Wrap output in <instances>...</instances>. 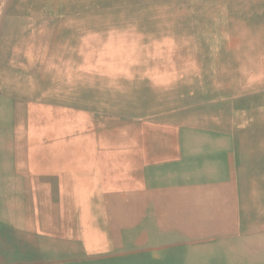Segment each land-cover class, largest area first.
I'll return each mask as SVG.
<instances>
[{
	"label": "rangeland",
	"instance_id": "1",
	"mask_svg": "<svg viewBox=\"0 0 264 264\" xmlns=\"http://www.w3.org/2000/svg\"><path fill=\"white\" fill-rule=\"evenodd\" d=\"M83 1L0 0V264L102 263V254H79L68 237L63 254L48 249L56 223L44 220L42 210L29 217L25 212L20 225L9 216L12 205L27 209L28 189L29 197H37L34 180L23 185L15 179L11 157L29 149L30 172L41 140L76 135L88 118L95 133L126 125L131 139L141 135L137 140H144L145 149L151 139L186 144L193 230L200 207L210 215L201 230L206 238L143 255L136 237L129 245L135 253L123 263L264 264V0H95L90 6ZM99 35L111 36L100 40L111 44L93 46L92 57L77 52L79 42ZM109 63L129 66L124 73L136 77L141 99L114 110L68 104L69 89L87 73L103 88L98 71ZM125 77L114 90L124 91ZM156 88L159 99L152 96ZM67 111L85 113L84 121L66 118ZM259 155L262 161L253 159ZM203 194L207 202L200 206ZM159 200H150L156 212ZM137 217L129 228L134 237L144 229ZM94 228L103 234L106 226Z\"/></svg>",
	"mask_w": 264,
	"mask_h": 264
},
{
	"label": "crops",
	"instance_id": "2",
	"mask_svg": "<svg viewBox=\"0 0 264 264\" xmlns=\"http://www.w3.org/2000/svg\"><path fill=\"white\" fill-rule=\"evenodd\" d=\"M127 128L119 124L95 133L88 118L76 135L41 140L45 149L30 157L35 161L29 173L30 182L39 181L46 191L47 207L41 212L42 218L56 223L55 239L47 236L48 249L65 251L64 239L68 237L66 241L77 247L79 254H102L99 257H104L103 261L97 264H125L124 259L135 253L129 245L133 247L136 237L144 250L141 254L162 255L173 250L171 246L184 248L193 245L194 239L208 236L201 230L207 229L210 215L202 207L194 219L199 231L192 227V166L190 151L183 150L186 144L175 138L157 142L151 139L145 149L144 140H137L141 135L133 140ZM54 189L58 198L55 205ZM206 197H199L203 200L200 206L206 205ZM152 198L163 200L157 212L150 205ZM134 205L137 207L133 210ZM133 216L144 222L142 234L135 237L129 229ZM101 222L105 232L95 233L92 228L95 230ZM65 231L71 235H60ZM219 231L222 237V228Z\"/></svg>",
	"mask_w": 264,
	"mask_h": 264
},
{
	"label": "bare ground",
	"instance_id": "3",
	"mask_svg": "<svg viewBox=\"0 0 264 264\" xmlns=\"http://www.w3.org/2000/svg\"><path fill=\"white\" fill-rule=\"evenodd\" d=\"M95 2V0H84L83 3L84 5L90 6L93 5V3ZM131 15V14H130ZM94 17V16H93ZM97 17V16H96ZM82 18V17H81ZM99 19V18H98ZM174 19V18H173ZM94 20V19H93ZM97 22V21H96ZM95 22V23H96ZM93 24V23H92ZM91 25V24H90ZM99 25V24H97ZM78 27V26H77ZM92 27V26H91ZM184 34V33H183ZM188 36V35H187ZM184 37V36H183ZM102 38L105 39H109L112 38L111 36H98V37H91V39L93 41H83V42H79L76 45L77 48V52H82L85 55L92 57V48L93 46H96L97 44H102L104 46H107L108 44H111L110 41H100ZM186 38V37H185ZM181 39V37H180ZM179 42V41H178ZM182 43V42H180ZM61 44V42H60ZM67 45V44H66ZM179 45V44H178ZM182 45V44H181ZM189 46V45H188ZM179 51V50H178ZM53 52V51H52ZM114 53H116V51H114ZM51 54V53H50ZM113 55V54H112ZM193 55V54H192ZM47 56V55H46ZM184 56V55H183ZM48 59V58H47ZM176 61V60H175ZM197 63V62H196ZM199 63V62H198ZM44 64V63H42ZM200 65V64H199ZM200 67V66H199ZM70 70H76L74 67H70ZM39 70V69H38ZM126 70H129V66H123L120 67V65H114L113 63H109L106 65H102L101 70H99L98 72L101 73L100 77H102L100 79V84L103 85V88H99V82H97V84L94 82L93 77L91 75H89L87 73V75L78 78L75 82V85L72 86L67 94V99L69 101H71L70 104L72 107L73 106H93V107H102V108H108L109 110H114V109H120L121 107H129L132 108L134 104H136L139 99H141V94L142 92L140 90L137 89V85H136V77H132L131 75H128L124 72H126ZM198 70V69H197ZM45 71V70H44ZM194 72V71H193ZM199 72V71H198ZM44 74V72H42ZM48 73V72H47ZM46 73V74H47ZM92 73V72H89ZM41 74V73H40ZM22 75V74H21ZM38 75V74H37ZM45 75V74H44ZM48 75V74H47ZM191 75V74H190ZM25 76V75H24ZM124 76H126V80H128V85L124 86V91H122V88H118V90H114L113 88L116 87V85H119L120 81L122 80V78H124ZM41 77V76H40ZM43 77V76H42ZM179 77V76H178ZM45 78V76H44ZM26 79V78H25ZM180 79V78H179ZM46 80V79H45ZM143 81V80H142ZM181 81V80H179ZM141 82V81H140ZM22 83V81H21ZM216 83V82H215ZM26 84V83H25ZM24 84V85H25ZM36 86V85H35ZM44 86V85H43ZM178 86V85H177ZM43 89V88H42ZM176 89V88H175ZM195 89V88H194ZM28 90V88H27ZM36 90V89H35ZM178 90V89H177ZM38 91V90H37ZM180 92V90H178ZM199 91V90H198ZM182 92V91H181ZM150 93V92H149ZM161 90L156 88L153 90L152 92V96L156 99H159V97L161 96ZM178 93V92H177ZM209 93V92H207ZM175 96V95H174ZM87 97V98H86ZM176 97V96H175ZM184 97V96H183ZM41 99V98H40ZM23 100V99H20ZM30 100V99H28ZM172 100V99H171ZM36 101V100H35ZM48 101V100H46ZM62 101V100H61ZM168 101V99L166 100ZM181 101V100H180ZM56 102V101H55ZM155 102V101H154ZM170 102V101H169ZM141 103V102H140ZM149 103V101H148ZM51 104V103H50ZM152 104V103H151ZM150 104V105H151ZM53 105V104H52ZM57 105V104H56ZM67 106V105H65ZM152 106V105H151ZM148 107V106H147ZM83 108V107H82ZM91 110V109H90ZM99 110V109H98ZM104 111V110H103ZM106 111V110H105ZM130 111V110H129ZM68 115L66 118H69L72 121L75 122H83L84 118L83 116L86 115L85 113H78V112H71V111H67ZM154 111H152L151 113H153ZM116 113V112H115ZM118 113V112H117ZM147 113V112H146ZM61 118H65V114L64 112H61ZM121 114V113H120ZM126 114V113H125ZM124 114V115H125ZM149 114V112H148ZM111 115V114H110ZM129 115V114H128ZM117 116V115H116ZM132 116V115H130ZM71 117V118H70ZM73 117V118H72ZM65 118V119H66ZM76 130V129H74ZM247 131V130H246ZM58 132V131H57ZM46 133V132H45ZM71 133V132H69ZM188 133V132H187ZM178 134V133H177ZM196 135V134H195ZM44 136V135H43ZM57 136H59L57 134ZM61 136V135H60ZM184 136V135H183ZM198 136V135H197ZM68 137V136H67ZM196 137V136H195ZM11 138V137H10ZM44 138V137H43ZM48 139V138H47ZM58 139V138H56ZM161 139V138H160ZM46 139L44 138V141ZM157 140V139H156ZM155 140V141H156ZM163 141V140H162ZM2 145V144H1ZM12 145V144H11ZM163 146V144H162ZM200 146V145H199ZM1 147V146H0ZM3 147V146H2ZM256 148V147H255ZM41 149H45V142H42V145H40L39 150L36 152H33L32 154H36L39 155ZM252 149V148H251ZM4 150V149H3ZM29 149L27 150V148L24 150V152H19L14 154L11 157V161L13 162L11 165H13V169L14 172L12 173L13 175H15V179L18 180L19 182V178L22 179L21 184L25 185L27 183H29L31 181V176L28 170L29 168V163L26 161V154H28L29 156ZM169 152V151H168ZM167 152V153H168ZM252 152V151H251ZM12 153V152H11ZM24 153V156H23ZM164 153V152H163ZM187 153V152H186ZM161 154V153H160ZM11 155V154H10ZM4 156V154L2 155ZM6 158V157H5ZM24 158V159H23ZM261 155L257 156V157H253V159H258L259 161H262L263 159H260ZM6 161V160H5ZM252 163V162H251ZM257 163V162H256ZM2 165V163H1ZM253 166V165H251ZM10 167V166H9ZM255 166H253L254 168ZM255 169V168H254ZM12 170V169H11ZM260 170V169H259ZM255 171V170H253ZM261 171V170H260ZM256 172V171H255ZM167 173V172H166ZM244 173V172H243ZM242 174V173H241ZM169 175V174H168ZM172 175V174H171ZM169 175V176H171ZM254 175V174H252ZM167 176V175H166ZM221 176V175H220ZM255 176V175H254ZM218 177V176H217ZM216 177V178H217ZM250 177V176H249ZM49 178V177H48ZM219 178V177H218ZM159 179V178H158ZM247 179V178H246ZM163 180V179H162ZM219 180V179H218ZM252 180V179H251ZM221 181V180H220ZM256 181V180H255ZM49 182V181H48ZM54 182V181H53ZM223 182V181H221ZM36 183V184H34ZM151 183H153L151 181ZM165 183V182H164ZM229 183V182H228ZM253 183V182H252ZM264 183V182H263ZM263 183L260 184V186H263ZM34 185H36V189L35 190V195H37V197H29V189L27 190L26 194H27V209L25 208H20L18 206H11L10 208V220L13 218V220L16 221V223H18V225H20L22 222L23 217L25 216V212L27 213V217L30 216L31 212L32 213H37V211L40 212V210H44V206L47 207V198H46V191L43 190L41 188V185L39 183V181L37 182H33ZM156 184V183H155ZM256 185V184H255ZM29 186V185H28ZM230 186V185H229ZM249 186H251V184L249 183ZM248 186V187H249ZM158 187V186H157ZM231 187V186H230ZM252 187V186H251ZM25 188V187H24ZM158 189V188H157ZM165 189V188H164ZM22 190V189H21ZM160 190V188H159ZM249 190V189H248ZM255 190V188H254ZM52 197H53V205H55V203L57 202L56 198V190H52ZM20 193V190L18 188H14L13 189V196L14 198H18ZM248 193V191H247ZM253 193V192H252ZM22 194V193H21ZM25 194V193H24ZM161 194V193H159ZM261 194V193H260ZM162 195V194H161ZM12 196V198H13ZM157 196V195H156ZM258 196V195H257ZM231 198V197H230ZM58 199V198H57ZM26 200V199H25ZM230 200V199H229ZM161 201V198L160 200ZM163 201V200H162ZM161 201V202H162ZM231 202V201H230ZM159 203V202H158ZM54 206H52L53 208ZM28 210V211H27ZM55 210V207H54ZM13 213V214H12ZM40 214V213H39ZM38 217V216H37ZM1 220V219H0ZM29 221V219L27 218V220L25 221V226L26 228H29V223L27 222ZM2 228V227H1ZM44 229V228H43ZM47 229V228H46ZM12 230V229H11ZM17 231V230H16ZM15 231V234H16ZM47 234V233H46ZM34 235V234H33ZM39 235V234H38ZM18 236V235H17ZM41 237V235H40ZM41 239V238H40ZM14 247V246H13ZM17 247V246H15ZM205 258V257H204Z\"/></svg>",
	"mask_w": 264,
	"mask_h": 264
}]
</instances>
